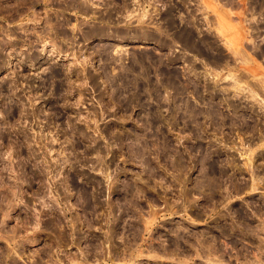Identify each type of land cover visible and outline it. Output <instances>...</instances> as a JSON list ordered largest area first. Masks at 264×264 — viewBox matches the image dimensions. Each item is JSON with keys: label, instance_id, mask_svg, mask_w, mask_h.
<instances>
[{"label": "rangeland", "instance_id": "obj_1", "mask_svg": "<svg viewBox=\"0 0 264 264\" xmlns=\"http://www.w3.org/2000/svg\"><path fill=\"white\" fill-rule=\"evenodd\" d=\"M59 1L0 0V264H86L45 204L112 177L162 196L120 264H264V0Z\"/></svg>", "mask_w": 264, "mask_h": 264}, {"label": "flooded vegetation", "instance_id": "obj_2", "mask_svg": "<svg viewBox=\"0 0 264 264\" xmlns=\"http://www.w3.org/2000/svg\"><path fill=\"white\" fill-rule=\"evenodd\" d=\"M54 4L59 6L56 9H60V11L74 8L70 0H60ZM61 19L63 20L62 23H68L67 17ZM28 169L30 172L29 167ZM38 180L42 182V179ZM134 181L136 180L134 179ZM27 182L31 188L33 184H37L32 178H28ZM84 182L83 179V181H79L78 183L79 193L75 198L74 210L72 205V209L68 208L69 205H67L66 201H69V197L63 194L60 195V199L64 200V210L61 205H52L50 202L45 204L47 208L45 209V218H43L44 229L49 231L52 228L68 236L76 234L75 240L77 241H75V248L77 250V259L86 264H106L105 259H110V263L107 264H120L121 261L131 260L134 250L141 249L142 247L144 250H147L148 246L149 249L155 251L157 254H162L164 250L162 244L164 243L157 242V238L155 242L150 243L145 242L143 244L141 241L144 226L143 220L144 218L146 219V214L148 213V210L145 208L149 207L148 199L149 197L151 198L146 193L145 182L143 183L145 187L143 192L137 195L132 193L133 183L125 180L119 182L116 178L112 177L109 179L108 184L113 185V187L109 190V194L104 197H101L103 194L91 192L93 190H97L98 192V187L103 184L102 182L88 181L89 184L97 187V189L95 187L90 192L83 187L82 184ZM41 192V189L36 188L35 193L37 194L35 195L38 196ZM252 196L251 202L257 203L259 200H264V191L262 195L255 196V194H252ZM161 197L157 195L155 196L156 199H151L156 202L157 199L162 200ZM42 198L44 201H47L45 197ZM214 202H217L216 199ZM155 206L157 207L156 204ZM256 207H259L258 203ZM255 213L258 214L259 211L257 210ZM226 219L225 217L223 224L222 221L220 224L232 226ZM1 221H3L2 217ZM257 223L253 227L258 226ZM63 225L69 227V229H60ZM165 245L169 247L168 244ZM142 264L153 263L143 262Z\"/></svg>", "mask_w": 264, "mask_h": 264}, {"label": "built area", "instance_id": "obj_3", "mask_svg": "<svg viewBox=\"0 0 264 264\" xmlns=\"http://www.w3.org/2000/svg\"><path fill=\"white\" fill-rule=\"evenodd\" d=\"M140 2H142L141 5H145V4H146V3L143 4V1H140ZM144 7H146V6H144ZM140 8H141V7H140ZM142 10H143V9H142ZM144 13H145V12H144ZM144 13H143V14H144ZM147 19H148V18H147ZM146 23H148V21H146Z\"/></svg>", "mask_w": 264, "mask_h": 264}, {"label": "bare ground", "instance_id": "obj_4", "mask_svg": "<svg viewBox=\"0 0 264 264\" xmlns=\"http://www.w3.org/2000/svg\"><path fill=\"white\" fill-rule=\"evenodd\" d=\"M144 1H146V0H144ZM116 231V230H115ZM125 243V242H124ZM109 248V247H108ZM123 253V252H122ZM123 255V254H122Z\"/></svg>", "mask_w": 264, "mask_h": 264}]
</instances>
